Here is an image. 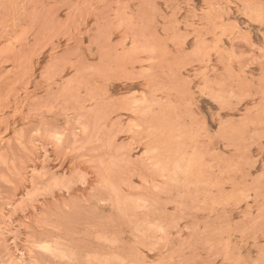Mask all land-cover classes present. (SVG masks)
Instances as JSON below:
<instances>
[{
    "label": "rangeland",
    "instance_id": "rangeland-1",
    "mask_svg": "<svg viewBox=\"0 0 264 264\" xmlns=\"http://www.w3.org/2000/svg\"><path fill=\"white\" fill-rule=\"evenodd\" d=\"M0 264H264V0H0Z\"/></svg>",
    "mask_w": 264,
    "mask_h": 264
},
{
    "label": "snow or ice",
    "instance_id": "snow-or-ice-1",
    "mask_svg": "<svg viewBox=\"0 0 264 264\" xmlns=\"http://www.w3.org/2000/svg\"><path fill=\"white\" fill-rule=\"evenodd\" d=\"M54 138H55L56 140H61V139H62V136H60V135H55Z\"/></svg>",
    "mask_w": 264,
    "mask_h": 264
}]
</instances>
